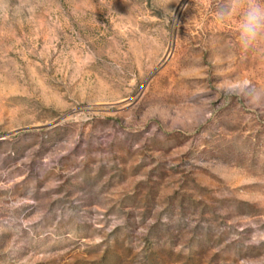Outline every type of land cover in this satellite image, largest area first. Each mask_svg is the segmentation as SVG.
<instances>
[{"label": "rangeland", "instance_id": "obj_1", "mask_svg": "<svg viewBox=\"0 0 264 264\" xmlns=\"http://www.w3.org/2000/svg\"><path fill=\"white\" fill-rule=\"evenodd\" d=\"M226 3L0 0V264H264V46Z\"/></svg>", "mask_w": 264, "mask_h": 264}, {"label": "clouds", "instance_id": "obj_2", "mask_svg": "<svg viewBox=\"0 0 264 264\" xmlns=\"http://www.w3.org/2000/svg\"><path fill=\"white\" fill-rule=\"evenodd\" d=\"M234 15L239 20L237 31L239 47L247 51L264 46V0H227L224 10L217 13V19L224 23L226 18ZM248 87L247 80L233 81L224 91L240 94ZM259 98L264 99V91L259 93ZM261 236H264V233H261ZM253 240L255 241V235Z\"/></svg>", "mask_w": 264, "mask_h": 264}]
</instances>
